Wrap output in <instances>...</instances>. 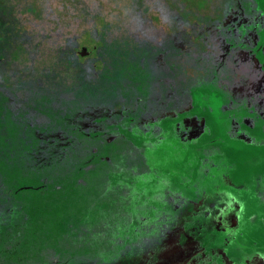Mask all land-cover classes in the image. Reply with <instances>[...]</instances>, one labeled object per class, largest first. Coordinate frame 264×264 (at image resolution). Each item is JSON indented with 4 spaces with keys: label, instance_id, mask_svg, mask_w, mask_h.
<instances>
[{
    "label": "flooded vegetation",
    "instance_id": "obj_1",
    "mask_svg": "<svg viewBox=\"0 0 264 264\" xmlns=\"http://www.w3.org/2000/svg\"><path fill=\"white\" fill-rule=\"evenodd\" d=\"M75 4L0 0V137L65 134L87 155L184 136L199 160L161 180L196 205L177 213L199 217L203 241L172 235L170 264H264V163L228 159L264 154V0H203L197 16L186 0H137L104 25Z\"/></svg>",
    "mask_w": 264,
    "mask_h": 264
},
{
    "label": "trees",
    "instance_id": "obj_2",
    "mask_svg": "<svg viewBox=\"0 0 264 264\" xmlns=\"http://www.w3.org/2000/svg\"><path fill=\"white\" fill-rule=\"evenodd\" d=\"M75 1L76 17L91 16L104 25L118 21L102 19L105 17L132 16L137 0ZM186 1L184 14L199 15L202 0ZM3 120L7 121L5 117ZM15 133L8 131V142L0 137V264H170V260L180 257L178 248L171 245L172 235L185 240V234H195L200 243L199 217L177 213L178 209L196 205L179 192L170 191L162 180L157 182L161 187H153L154 179L165 176L149 173L153 199L130 182L138 176V169L148 168L142 152L144 144L169 138L185 143L184 136H127V147L122 150L114 142L108 151L99 149L86 155L67 144L65 134H29L31 139L26 143L21 137L18 141ZM179 156L180 164L185 165L190 162L187 156L191 159L196 155L185 148ZM66 195L75 199L70 203L62 200L60 213L69 216L81 209L90 214L89 221L80 233L72 236V230H60L57 238V231L52 229H58L53 221L56 214H48L47 227L52 229L49 234L58 244L45 249V258H30L39 239L34 224L37 207L33 205ZM158 199L156 208L154 202Z\"/></svg>",
    "mask_w": 264,
    "mask_h": 264
},
{
    "label": "rangeland",
    "instance_id": "obj_3",
    "mask_svg": "<svg viewBox=\"0 0 264 264\" xmlns=\"http://www.w3.org/2000/svg\"><path fill=\"white\" fill-rule=\"evenodd\" d=\"M68 1V0H67ZM203 2V0H202ZM59 5H61L60 2H58ZM205 4V3H204ZM63 6V5H62ZM66 7L64 6V9ZM69 14V13H68ZM75 24V23H74ZM90 48V47H89ZM111 71H113L116 74H118V77H121V73H118V68H111ZM126 77V75H125ZM116 94V89L110 88H105L103 95L104 96H112ZM91 98L94 99L96 98V94L95 92H91L90 94ZM185 144L183 145L180 144L179 141L174 140V139H162L161 141H156L155 139L151 140L150 144H144L142 146L143 148V155L144 158L147 161V166L148 168L146 169H142V171L140 169H138L139 173L138 176H133L132 180L130 181L132 185L136 186L137 188H142L144 190H142V192L145 193L146 196L151 197L152 198V191H151V185L152 182L150 180L149 177V173L150 172H157V174L161 175V176H169L170 175V169H174L179 162L180 156H179V151L180 150H184L185 149ZM187 145V144H186ZM186 160H190V162H194L199 160V156H192L191 159L189 156H187L185 158ZM228 159L232 160L234 163L235 162H239L238 166H243L245 161H252L254 162V164H262L264 163V154L262 155V153H260V155L258 157H254V158H250V159H241L239 157H231L229 156ZM144 179V180H143ZM154 179V186L153 187H161L158 185L157 182H160L161 179L157 180ZM148 182H151L150 184ZM143 183V184H142ZM165 187V186H163ZM150 189V190H149ZM74 195L75 194L74 192ZM163 197L164 195L161 194ZM81 196V195H80ZM129 197V196H128ZM160 198V196L158 197ZM74 197H69V195L64 196V198H60L57 200H49L44 204L41 205H37L34 204L33 206L37 207V211L36 213L37 216L35 217L36 222L34 223L36 228H37V236L39 237L38 241H37V246L34 247L35 250V254H32L30 256V258L34 259V260H38V259H42L45 258L46 254H45V249L49 248V247H54L55 245L58 244V241L55 237V239H52L51 237H54L53 234H49V232L54 229L55 231H57V238L58 235H60V230H64V231H73L72 236L76 235L77 233H80L81 231H83V228L86 226L87 222L90 219V214H84V212H81V209L73 212L72 214H70L69 216L66 215H62L60 212L63 208L62 206V200H67L68 203H70L71 201H74ZM153 199V198H152ZM153 201V200H152ZM151 201V203H152ZM247 202V206L248 207H255L257 205H255V202L252 198H247L245 200ZM160 203V199H158L157 201L154 202V204L157 205L156 208H158V205ZM222 207H224V205H222ZM259 207V206H258ZM29 210H32V208L30 207ZM158 211V210H157ZM156 211V212H157ZM155 212V211H154ZM56 214L55 215V220L54 224H56L55 228L54 226L52 227V229H50V227H47V215L48 214ZM174 213L170 212V216L173 217ZM64 217L63 220H61ZM224 222H226L227 224H229V220L232 218V213L229 212L227 210H225V212L220 214V217ZM46 226V227H44ZM218 227H220V225H218ZM206 261H209L208 258H204L202 261H199V264H202ZM180 264H184V263H180ZM188 264V263H186ZM196 264V263H195Z\"/></svg>",
    "mask_w": 264,
    "mask_h": 264
}]
</instances>
